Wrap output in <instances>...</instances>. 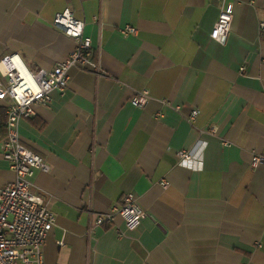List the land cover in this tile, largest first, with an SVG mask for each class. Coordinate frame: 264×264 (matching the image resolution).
Wrapping results in <instances>:
<instances>
[{
    "label": "crops",
    "instance_id": "0c3cea01",
    "mask_svg": "<svg viewBox=\"0 0 264 264\" xmlns=\"http://www.w3.org/2000/svg\"><path fill=\"white\" fill-rule=\"evenodd\" d=\"M229 4L219 43L210 31ZM65 8L100 69L72 68L64 92L18 123L49 165L32 179L55 217L44 264H264V164L249 166L250 152L264 151V0H0V57L13 50L32 69L55 67L76 43L53 24ZM143 89L150 98L135 108ZM4 104L0 186L14 178ZM129 192L146 211L136 229L120 216L94 223Z\"/></svg>",
    "mask_w": 264,
    "mask_h": 264
},
{
    "label": "built area",
    "instance_id": "2783aa9c",
    "mask_svg": "<svg viewBox=\"0 0 264 264\" xmlns=\"http://www.w3.org/2000/svg\"><path fill=\"white\" fill-rule=\"evenodd\" d=\"M232 21L231 5L222 6L214 23L210 37L223 43ZM53 24L76 43L69 54L51 69H32L17 51H7L0 57V100L5 102L6 136L2 144V156L14 172L13 180L0 186V264H44L43 245L48 232L55 224V217L48 203L32 190L35 169L47 171L48 163L43 157L26 147L18 129L20 119L35 114L34 106H47L52 101L53 91L63 93L70 80V70L98 73L100 66L92 48L91 39L84 35V23L76 18L69 8L57 12ZM264 29V22H260ZM133 27L122 29V33H135ZM243 70V67L241 68ZM147 89L134 91L130 103L142 108L149 100ZM197 109H192L188 118L194 120ZM211 133L216 127L211 126ZM200 132H205L201 129ZM223 145H228L222 140ZM180 159L187 160V151H178ZM264 164V151H251L249 166ZM160 185L168 186L166 180ZM122 205L107 212L93 213L96 225L111 223L120 216L127 230H134L146 216L133 193H125Z\"/></svg>",
    "mask_w": 264,
    "mask_h": 264
},
{
    "label": "trees",
    "instance_id": "16d2710c",
    "mask_svg": "<svg viewBox=\"0 0 264 264\" xmlns=\"http://www.w3.org/2000/svg\"><path fill=\"white\" fill-rule=\"evenodd\" d=\"M261 38L264 39V29L261 30ZM5 120H6V115H5ZM4 125H5V122H4Z\"/></svg>",
    "mask_w": 264,
    "mask_h": 264
}]
</instances>
